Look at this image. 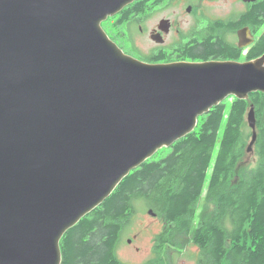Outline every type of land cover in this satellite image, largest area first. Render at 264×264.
Segmentation results:
<instances>
[{
    "label": "water",
    "instance_id": "1",
    "mask_svg": "<svg viewBox=\"0 0 264 264\" xmlns=\"http://www.w3.org/2000/svg\"><path fill=\"white\" fill-rule=\"evenodd\" d=\"M135 1L0 0V264H61L64 234L132 171L228 97L264 95V54L167 64L125 54L101 24ZM237 37L238 49L254 42L249 29ZM246 121L249 153L254 105Z\"/></svg>",
    "mask_w": 264,
    "mask_h": 264
},
{
    "label": "trees",
    "instance_id": "2",
    "mask_svg": "<svg viewBox=\"0 0 264 264\" xmlns=\"http://www.w3.org/2000/svg\"><path fill=\"white\" fill-rule=\"evenodd\" d=\"M150 2L136 1L106 23L117 20L129 27L132 18L155 4ZM263 24L264 2L241 16L240 22H210L207 29L195 31L189 42L173 53L187 62L253 61L264 54V29H259ZM244 25L255 28L251 30L256 38L250 47L238 49L225 39V33H236ZM170 59L160 52L144 61ZM250 105H254L257 120L258 164L248 178L237 180L243 146L251 137L244 131ZM169 149L166 157L148 160L132 171L108 199L64 234L60 241L61 264H122L116 248L137 203L163 222V231L155 237L152 258L146 264H166L165 248L186 235H191L198 248L197 264H264V95L253 93L246 101L226 99L201 117L191 134ZM202 198L213 210L204 209L192 231Z\"/></svg>",
    "mask_w": 264,
    "mask_h": 264
},
{
    "label": "rangeland",
    "instance_id": "3",
    "mask_svg": "<svg viewBox=\"0 0 264 264\" xmlns=\"http://www.w3.org/2000/svg\"><path fill=\"white\" fill-rule=\"evenodd\" d=\"M150 1V3L154 2L155 4L149 5L144 12L132 18L131 21H133V24L131 26L127 27L126 25L119 24L117 20H110L107 23L106 21L102 22V29L112 41L129 55L146 57L147 55L152 56L153 54L161 52L167 58L170 57V60H180L173 51L178 49L181 44L188 43V40L192 38V34L201 29H188L189 22H192V17L182 13V18L179 19V10L176 7L166 6L162 8L156 4V1ZM212 5L213 7L207 9L206 13L216 19H224L231 15L232 12L239 11V5L237 3L214 2ZM176 13L178 14L177 16H175ZM163 19L174 22L178 21L183 29H170V33L165 36L164 44L158 45L150 40V35L153 30L156 31L159 22ZM198 34L199 32L197 34L195 33V36ZM225 39L234 45H238L237 33L226 32ZM229 107L227 105V108ZM224 126L225 122H223L218 134L219 140L214 156L216 155ZM244 131L246 134L251 135L246 117ZM249 142L250 137L245 141L243 146L244 155L238 167L239 171L235 175L237 180L239 178H248L258 164L255 145L251 147V152L248 153L246 151ZM169 153L170 149L162 148L149 160L158 161L166 157ZM208 176H210V171L208 172ZM204 209L210 212L213 210V206L206 204L202 198L198 203L192 231L197 227L200 215ZM148 211L142 203H137L135 213L131 215L130 219L122 228L116 248L117 258L122 264H146L152 258L153 241L163 231V222L160 217L150 216ZM173 244L170 248H165L163 252V258L166 264H197L198 248L193 244L191 235L180 236ZM224 264H227V262Z\"/></svg>",
    "mask_w": 264,
    "mask_h": 264
},
{
    "label": "flooded vegetation",
    "instance_id": "4",
    "mask_svg": "<svg viewBox=\"0 0 264 264\" xmlns=\"http://www.w3.org/2000/svg\"><path fill=\"white\" fill-rule=\"evenodd\" d=\"M140 1V0H137ZM156 1L157 5H160L162 8L166 7V6H171V7H176V9L179 10V19L182 18L181 14L183 13L184 15L190 16L192 17V22H189V28L188 29H207V25L210 22H224V23H230L233 21H237L240 22L241 21V16H245L246 14H248L252 9H254L257 5H260L261 3L264 2V0H154ZM214 2H232V3H237L239 5V11L236 12H232L231 15H229L228 17L224 18V19H216L213 18L211 16H209L206 13L207 9H210L211 7H213L212 3ZM242 8V9H241ZM178 14L176 13L175 16H177ZM164 21H168L170 24L169 29H183L180 22L176 21H171V20H167V19H163ZM161 20V21H163ZM157 29L158 26H157ZM153 30L151 35H150V40H151V36L153 35H159L160 38L163 40V43L161 45L164 44V39L165 36L168 34H164V33H160L159 31ZM238 29H250L251 33L252 30L251 29H255L253 27H250L248 25H244L243 27H240ZM259 29H264V24L259 28ZM170 33V30H169ZM253 35L255 36V34L253 33ZM161 50V49H160ZM158 50V51H160ZM157 51V52H158ZM125 54L129 55L126 51H124ZM154 52V51H152ZM141 62L144 63H148V64H163V63H172L175 61H181V60H169V61H161V62H155L153 60L150 61H144V59L146 57H150V55L145 56H135V55H129Z\"/></svg>",
    "mask_w": 264,
    "mask_h": 264
}]
</instances>
